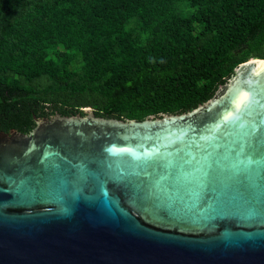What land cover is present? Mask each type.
Instances as JSON below:
<instances>
[{"label": "water", "instance_id": "water-1", "mask_svg": "<svg viewBox=\"0 0 264 264\" xmlns=\"http://www.w3.org/2000/svg\"><path fill=\"white\" fill-rule=\"evenodd\" d=\"M261 61L187 113L0 132V264H264Z\"/></svg>", "mask_w": 264, "mask_h": 264}, {"label": "trees", "instance_id": "trees-1", "mask_svg": "<svg viewBox=\"0 0 264 264\" xmlns=\"http://www.w3.org/2000/svg\"><path fill=\"white\" fill-rule=\"evenodd\" d=\"M250 58L264 59V0H0V132L85 108L187 113Z\"/></svg>", "mask_w": 264, "mask_h": 264}, {"label": "rangeland", "instance_id": "rangeland-1", "mask_svg": "<svg viewBox=\"0 0 264 264\" xmlns=\"http://www.w3.org/2000/svg\"><path fill=\"white\" fill-rule=\"evenodd\" d=\"M201 28H202V26L196 24V25H195V31H194V34H197V33L201 30ZM250 59H253V58H250ZM250 59H249V60H250ZM79 65H80V63H77V64H75V65L73 66V68L78 67Z\"/></svg>", "mask_w": 264, "mask_h": 264}, {"label": "bare ground", "instance_id": "bare-ground-1", "mask_svg": "<svg viewBox=\"0 0 264 264\" xmlns=\"http://www.w3.org/2000/svg\"><path fill=\"white\" fill-rule=\"evenodd\" d=\"M261 62H264V61H261ZM261 62H259V63H261Z\"/></svg>", "mask_w": 264, "mask_h": 264}]
</instances>
